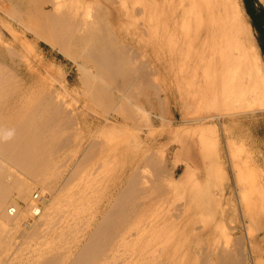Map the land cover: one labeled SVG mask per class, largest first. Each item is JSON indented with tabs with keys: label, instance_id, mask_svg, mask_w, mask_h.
I'll list each match as a JSON object with an SVG mask.
<instances>
[{
	"label": "bare ground",
	"instance_id": "1",
	"mask_svg": "<svg viewBox=\"0 0 264 264\" xmlns=\"http://www.w3.org/2000/svg\"><path fill=\"white\" fill-rule=\"evenodd\" d=\"M236 2L0 0L1 26L20 41L0 35V264H262L263 186L242 188V226L229 230L231 203L211 192L225 179L215 128L187 127L203 119H187L195 107L231 120L264 110ZM41 43L77 64V99L35 70Z\"/></svg>",
	"mask_w": 264,
	"mask_h": 264
},
{
	"label": "rangeland",
	"instance_id": "2",
	"mask_svg": "<svg viewBox=\"0 0 264 264\" xmlns=\"http://www.w3.org/2000/svg\"><path fill=\"white\" fill-rule=\"evenodd\" d=\"M236 3H238V6H239V8L241 10L240 13H241L242 17L246 20V23L249 25L250 30L253 31V33H254V36H255L254 40H253L254 41V46L257 49L256 51H257V54H258V57H259V66H256V67H257V69L260 72V76L264 80V0H237ZM133 5H134V10L135 9L137 10V6H139V5L136 4V3H134ZM132 6L130 5L129 9H132L133 8ZM248 10H249V12H248ZM138 19L136 21H139ZM142 22H143L142 20L137 22L139 27L140 26L142 27V25H143ZM253 22L256 23L258 28H255V26L253 25ZM140 24H142V25H140ZM1 25L2 24L0 23V32H1L0 35H2L4 38H7L8 42H10V43L14 42V45L19 44L20 41L17 43L16 42L17 40H13V37H11L8 34V32ZM143 26H144V28L140 27V29L144 30L145 29V25H143ZM232 37H234V36H232ZM133 46L135 48L139 47L138 44H136V42H134V44L131 47H133ZM35 52H36L35 55L37 56V58L32 59V60H34L33 61L34 68L37 67V69H35V70H39V71L41 70L44 73V75L46 74L47 77L49 76L50 77V83L53 85V87L60 88L61 83H64V81H66V84L69 86V90L71 91L70 95L76 96V99H77L78 95L80 96L81 93H82V85H81L80 79H79L81 74H80V71H78L79 68H78L77 64H75L73 61H71L68 57H66L64 54L59 52L57 49H54L51 46L45 45L43 43H41L40 46L35 49ZM138 59H140L138 61V62H140V64L141 63H143V64L145 63L146 67H148V68L145 67V72H147V71L148 72H151V71L155 72V66L156 65L159 66V63L156 61V59L149 60L147 57L140 56V55H138ZM38 61H40L41 64H42V67L39 65L41 67V69L38 68V65L36 63ZM50 63H52V64H50ZM178 63H180V62L178 61ZM179 65L180 64L176 63L175 64L176 67H174V68L178 70V68H179L178 66ZM47 66L48 67L50 66L49 70H52L53 72H55L56 75L50 76V73L47 70H45V67H47ZM160 70H164V69L160 67ZM56 71H57V73H56ZM58 72H59V74H58ZM58 75H59L60 78L58 77ZM66 77H67V79H65ZM170 77L174 78L173 75H171ZM55 78L59 82L55 81L56 80ZM72 92H74V93H72ZM210 106L211 105H209L208 108L207 107H205V108L203 107V108L199 109V107H198L196 109V107H195V108H192L191 110L189 109L188 112H186L188 120H191V118H201V117L203 119H201V120H199L197 122H190V123L187 124V127L188 126H193L194 124H201V123L203 124V122H204V125H211V126H213L215 128V133L214 134L211 133L212 134V138H213V142L215 143V148H214L213 152H214L215 156H217L216 157V159H217V168L219 169V171L221 173H224L223 176H225V179H223V181L219 180L217 182H214L211 185L212 186L211 187V189H212L211 192L212 193L215 192L214 194L218 195V196L219 195L221 196V194L223 193L222 195L224 197L222 199V202L225 205L228 202L231 203V206L227 205V207H228V211L226 213V219L228 220L227 228L229 230L231 228H233L234 226H237V227L240 228L242 226V222H241L242 221V219H241L242 211L241 210L244 207V206L242 207V205H244V203L246 201V199L243 198L244 197V195H243L244 194V190L242 188L243 187H248V186L249 187L250 186H252V187H257V186L258 187H262L263 186L262 189L264 190V176L255 167L249 165V162L246 160V154L247 153L243 149H241V146L239 144L232 143L231 146L229 147V144L231 142H230L229 137H228L229 133L227 131L228 128H227L226 124H228L230 122L231 118L230 117H224V116L221 117L222 115L219 116V112L218 111H219L220 108L217 107V106L213 107L214 105H212L211 107ZM210 109H212V110L210 111ZM213 109H215V110L217 109V110L213 111ZM197 111H198V113H197ZM263 111L264 110H261L259 112H254L255 114L239 115V116H235L234 118H253V117L254 118H259V117L264 115ZM98 112H99V110H98ZM213 112H215V113H213ZM194 113H195V115H194ZM196 114H198V116H196ZM216 115L218 117H216ZM209 117H211V118H209ZM192 120H194V119H192ZM253 125L254 124H252V126ZM263 130H264V123H262V131ZM215 137H216V139H215ZM261 137H262V140L264 141V134H261ZM168 139L169 138H167V137L165 138V136L159 138V140H163V142L165 140H167V142H168L169 141ZM172 145L173 144L170 143V146H172ZM168 159L172 160V159H174V156L171 155V157L169 156ZM168 159H167V165L171 166V160L169 161ZM235 159H238V160H235ZM241 163H244V164H241ZM201 168H199V169H201ZM239 170H240V172H239ZM253 172L255 173V175L257 177L256 180H255V178L253 179V177H252V175H253L252 173ZM180 174H181V171L178 173L177 176H179ZM238 174L242 175L241 177H243V178L241 179V177H239ZM249 175H251V176H249ZM238 177H239V179H238ZM163 179H165V181H166V178L164 176H163ZM219 183H220V185H219ZM235 184H236L237 187L235 186ZM213 185H215L217 188H215V186L213 187ZM224 187L226 188V190H225ZM213 189H215V190H213ZM222 189H223L224 192L221 191ZM235 190L237 192H235ZM229 191H231L232 194ZM38 194H40L39 191L37 193H35V195H38ZM257 196H258L259 200L262 199V196H260V195H257ZM38 199L39 198H36V200H38ZM239 200L241 202H239ZM236 201H238V203ZM19 205H20V207H24V203L23 202H19ZM37 205L41 206L40 202H37ZM228 218H230V220ZM234 234H237V233H234ZM223 235H226V234H223ZM246 238H247V235H246V233H244V235L242 237V240H243L244 246H245V248H244L245 251L244 252L246 253V257L249 258V255L251 254L252 249H251V247L248 244V238H247V240H246ZM262 243H260V245L258 247V251L259 252L261 251V252L260 253L259 252H257V253L254 252V253H255V255L256 254H258V256L260 255L259 257L264 262V241L263 240H262ZM263 262L261 261L262 264H264Z\"/></svg>",
	"mask_w": 264,
	"mask_h": 264
},
{
	"label": "crops",
	"instance_id": "3",
	"mask_svg": "<svg viewBox=\"0 0 264 264\" xmlns=\"http://www.w3.org/2000/svg\"><path fill=\"white\" fill-rule=\"evenodd\" d=\"M232 120L230 123L233 124H226L230 142L241 145V149L247 153L246 160L249 165L255 167L264 176V141L261 137V134H264V130L262 131L264 115L259 118H235ZM252 124L254 125L252 126Z\"/></svg>",
	"mask_w": 264,
	"mask_h": 264
},
{
	"label": "trees",
	"instance_id": "4",
	"mask_svg": "<svg viewBox=\"0 0 264 264\" xmlns=\"http://www.w3.org/2000/svg\"><path fill=\"white\" fill-rule=\"evenodd\" d=\"M248 12H249V10H248ZM249 14H250V13H249ZM253 25L255 26V28H258L255 22H253Z\"/></svg>",
	"mask_w": 264,
	"mask_h": 264
}]
</instances>
